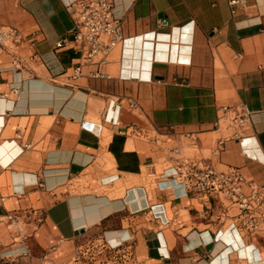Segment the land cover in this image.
I'll list each match as a JSON object with an SVG mask.
<instances>
[{
    "label": "crops",
    "instance_id": "0c3cea01",
    "mask_svg": "<svg viewBox=\"0 0 264 264\" xmlns=\"http://www.w3.org/2000/svg\"><path fill=\"white\" fill-rule=\"evenodd\" d=\"M67 2L0 0L22 34L0 52V246L30 264L91 240L115 247L94 264H264V206L245 225L161 175L207 161L264 186V0H115L124 39L90 60Z\"/></svg>",
    "mask_w": 264,
    "mask_h": 264
},
{
    "label": "built area",
    "instance_id": "2783aa9c",
    "mask_svg": "<svg viewBox=\"0 0 264 264\" xmlns=\"http://www.w3.org/2000/svg\"><path fill=\"white\" fill-rule=\"evenodd\" d=\"M241 0H232L233 5ZM67 8L73 15L75 48L84 52L85 59L108 54L124 39L123 22L115 14V0H68ZM167 24L166 19L162 20ZM22 39V34L15 28H0V52L8 47L10 42ZM67 42V40H64ZM82 63L75 69V75L81 72ZM227 109V108H226ZM224 121V117H222ZM240 125L236 132L244 136L247 131L248 117L240 115L234 118ZM224 139H220L215 149L216 153L224 150ZM162 176L175 177L187 188L204 195H217L230 203L238 204L240 216L250 217L245 225L256 226V210L264 206V186L258 185L251 177L244 174L239 167L229 166L217 169L211 162L201 161L193 164L183 160L178 165L168 168ZM114 249L109 242L91 240L79 246L74 259L63 264H94L99 250ZM108 248V249H107Z\"/></svg>",
    "mask_w": 264,
    "mask_h": 264
},
{
    "label": "rangeland",
    "instance_id": "374dc122",
    "mask_svg": "<svg viewBox=\"0 0 264 264\" xmlns=\"http://www.w3.org/2000/svg\"><path fill=\"white\" fill-rule=\"evenodd\" d=\"M0 264H30L28 260L23 259L21 256L10 255L8 251L0 246Z\"/></svg>",
    "mask_w": 264,
    "mask_h": 264
}]
</instances>
